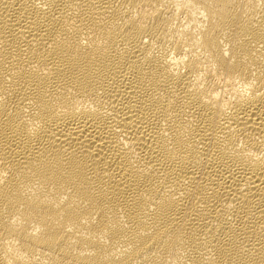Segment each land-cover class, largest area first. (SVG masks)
Listing matches in <instances>:
<instances>
[{"label":"bare ground","instance_id":"1","mask_svg":"<svg viewBox=\"0 0 264 264\" xmlns=\"http://www.w3.org/2000/svg\"><path fill=\"white\" fill-rule=\"evenodd\" d=\"M0 264H264V0H0Z\"/></svg>","mask_w":264,"mask_h":264}]
</instances>
